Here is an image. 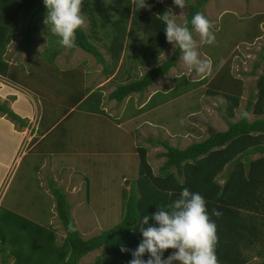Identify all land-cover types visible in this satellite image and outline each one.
<instances>
[{
  "label": "rangeland",
  "instance_id": "374dc122",
  "mask_svg": "<svg viewBox=\"0 0 264 264\" xmlns=\"http://www.w3.org/2000/svg\"><path fill=\"white\" fill-rule=\"evenodd\" d=\"M37 1L39 4L42 2ZM89 1L97 4L95 0ZM111 1L99 2L104 11L100 14V21H95L94 25L82 14L85 17L83 29L89 32L90 28H95L94 34L99 37L95 44L104 58V63H98L81 49L69 50L64 47L53 60L60 67H75L82 63L85 66L86 63L87 67L83 69L86 74L83 76L87 78V86L89 89H101L105 94L102 104L104 115L83 112L84 109L75 107L68 112L70 115H64L57 121L40 143V146L46 147L50 152H40L31 141L33 137L39 138L36 118L40 113L38 101L33 96L32 100L35 101L32 102L31 96L23 95L24 93L22 98L15 86H5L0 81V102L5 101V105L18 116L27 104L33 110L32 116L24 119L28 125L19 127L24 138L13 153L9 169L3 171L2 175L0 173V217L5 211L20 213L54 228L57 241L63 237L64 232L55 215L52 188H59L66 194L70 203V215L81 237L87 238L112 226L120 218V192L127 190L129 182L137 176L136 147L145 148L146 161L153 172H156L164 160L163 156L157 154L165 150L156 141L166 140L171 146L183 148L190 142L203 139L209 132L224 130L226 121H235L247 98L255 95V80L262 72L264 53L263 57L260 53L264 45V0H207L202 14L212 22L216 42L212 45L201 44L195 32L193 36L197 39L201 58H210L213 62L211 74L203 75L186 69L180 60V53L175 65L164 76L155 78L141 93H131L116 104L106 98L116 84L139 78L149 66L159 64L167 58L176 46L166 41L155 62L141 66L138 62L141 55L137 48L135 53L130 47L135 41L132 34L135 33L136 38L141 36L137 23L133 20L131 0H120L121 4L118 5ZM191 1L186 0L187 7L180 9L173 4V0H160L164 12L171 10L173 15L178 16L177 23H182ZM123 9L127 10L126 15L123 14ZM0 11L5 12V7H1ZM117 15L123 19L124 34L117 61L113 64L111 55L105 51L108 43L105 29ZM44 19L45 16L39 18L36 22L37 30L30 31L26 37L24 31L27 29L28 15L19 20V24L11 32L3 56L12 63L18 62L22 68L30 65L35 68L33 62L42 58L45 48L51 49L58 42L57 36L50 37L48 34L51 25H45ZM255 63L257 66H254ZM180 76L195 82V86L149 110L140 111L132 118L124 119L126 123L121 122L124 112L127 115L136 109H142L154 92L166 94L174 89V79ZM0 78L5 79L1 76ZM67 88L71 90L70 86ZM76 88L80 91V87L76 86L74 93ZM233 91L238 92L239 103L233 109V116L227 117L222 103L223 94H232ZM57 98L47 94L44 100L56 103ZM15 105L20 109L19 113ZM125 105L126 108L121 110ZM68 106L56 104L53 110L47 103L44 113L54 116L66 111ZM247 113L248 120L259 117L250 111ZM0 115L7 118L4 114ZM261 116L264 118V112ZM12 123L17 122L11 121ZM13 126L16 128V125ZM58 134L61 137L54 142ZM2 135L0 133V146L5 147L8 142L3 140ZM14 143L12 141L11 145ZM11 149L12 147L7 151L10 152ZM254 156L256 155L251 157ZM68 172L71 175L66 177ZM249 246L252 248L248 250L246 247L243 251L249 257L247 263L259 259L256 255L259 250L264 253V238ZM98 252L93 250L86 253L77 264H90Z\"/></svg>",
  "mask_w": 264,
  "mask_h": 264
},
{
  "label": "trees",
  "instance_id": "16d2710c",
  "mask_svg": "<svg viewBox=\"0 0 264 264\" xmlns=\"http://www.w3.org/2000/svg\"><path fill=\"white\" fill-rule=\"evenodd\" d=\"M95 1L97 4L83 0L81 9V14L86 15L91 25H94L95 21H100V14L104 11V7L99 6L101 0ZM112 1L118 5L115 0ZM206 2L207 0H192L188 3L183 21L189 22L190 29L192 17L197 12L202 13ZM146 3L151 5L150 9H140L133 13V20L137 23L141 36L136 38L133 33L132 39L135 41L130 44L135 53L137 48L141 55L138 61L141 66L155 62L166 44L164 31L166 25L161 19L164 7L160 0H146ZM1 7H5L6 11H0V76L24 88L33 89L43 105L37 122L40 123V118L47 122L48 115L44 113V108L48 103L52 109L55 103L44 100V97L51 94L67 103L70 95L67 87H78L80 79L76 74L82 65L72 68L57 66L55 61L53 62L54 57L63 49L58 42L51 49L45 48L41 54L42 58H37L33 62L35 68L30 65L24 70L21 65L13 64L6 59L3 56L4 49L19 20L28 15L27 29L24 31L26 37L30 31L37 30L36 22L46 16V9L43 0L40 4L37 0H0ZM122 12L127 14V10L123 9ZM122 20L121 16L117 15L105 29L108 38L105 51L111 55L113 64L121 50V39L124 34ZM50 32L48 34L53 37L54 34ZM94 33V27L90 28L89 32L78 29L74 48L83 50L103 64L104 58L95 44L99 37ZM57 38L59 40V37ZM263 53L264 45L261 48V57ZM179 55V49L175 47L167 58L159 64L149 66L139 78L116 84L106 98L118 104L131 93H141L155 78L164 76L169 68L175 65ZM254 66H257V63ZM174 80V89L166 94L154 92L142 109L127 115L124 112L121 114L122 119L177 97L196 84L186 80L184 76L176 77ZM255 87V95L247 98L235 121H226L224 130L209 132L203 139L190 142L183 148L171 146L166 140L156 141L165 149L157 154L163 156L164 160L156 172H153L146 161L145 148L137 146V176L129 182L127 190L120 192V218L115 224L96 234L87 238L81 237L70 215L67 196L56 187L51 189L54 210L64 232L59 241L56 240L54 228L20 213L5 211L0 217V264H77L83 255L93 250L99 252L90 264H128L132 259L131 251H134L142 240L138 231L139 220L144 215L151 217V214L158 210L157 207L174 202L184 188L199 193L206 201L209 217L217 226L219 239L216 255L219 264H264L262 250L256 252L259 259L249 263L248 255L243 253L246 247L249 250L252 248L249 245H254L264 238V118L261 116L264 112V63L261 74L255 80ZM81 88L80 86V91L75 93L71 90L74 94L77 93L71 97L72 101L79 96L82 97ZM207 92L215 93L212 90ZM159 94L161 97L157 98ZM223 96L224 100L229 101L227 107L223 103L224 112L227 117H232L233 109L239 103L238 92L225 93ZM99 102L100 93H90L83 102H80V108L97 112ZM245 111L259 117L252 120L242 119L240 114ZM0 113L11 121H16L20 126L28 125L23 118L5 105V101L0 102ZM252 155L256 156L251 157ZM213 209L219 211L221 215L212 216ZM69 225L76 230L69 231ZM154 225L155 221L150 218L148 226ZM121 245L131 251L121 253ZM173 251L166 250L162 258H167ZM143 259H148L147 253Z\"/></svg>",
  "mask_w": 264,
  "mask_h": 264
},
{
  "label": "clouds",
  "instance_id": "9594fccd",
  "mask_svg": "<svg viewBox=\"0 0 264 264\" xmlns=\"http://www.w3.org/2000/svg\"><path fill=\"white\" fill-rule=\"evenodd\" d=\"M43 4L46 9L43 23L51 25V32L59 37V45L68 49L76 47V32L85 27V17L81 14L83 0H43ZM173 4L180 9L187 7L186 0H173ZM131 5L132 13L151 8L146 0H131ZM177 17L171 10L161 14L166 25V41L179 49L180 60L186 69L198 74H211L213 62L210 58H201L193 32L198 35L201 44H214L216 36L212 22L197 12L191 19L190 29L187 20L177 23ZM222 103L227 107L229 101L223 100ZM248 115L245 111L240 117L245 119ZM157 209L151 217L144 215L139 220L138 231L142 240L136 249L131 251L120 246L121 253L131 251L132 259L128 264H219L216 255L217 226L210 219L206 201L199 193L184 188L178 199ZM220 215L219 211L212 210V216ZM150 218L155 221L154 226H148ZM75 230L69 225V231ZM169 249L174 251L167 258H162ZM146 253L148 259L145 260Z\"/></svg>",
  "mask_w": 264,
  "mask_h": 264
},
{
  "label": "crops",
  "instance_id": "0c3cea01",
  "mask_svg": "<svg viewBox=\"0 0 264 264\" xmlns=\"http://www.w3.org/2000/svg\"><path fill=\"white\" fill-rule=\"evenodd\" d=\"M118 4L121 2L120 0H115ZM8 43V42H7ZM7 45V44H6ZM6 47V46H5ZM75 49H78L79 50V48H75ZM107 54V53H106ZM94 59V58H93ZM95 60V59H94ZM96 61V60H95ZM99 63V62H98ZM13 64H15V63H13ZM16 64H19L18 62L16 63ZM64 66H66V65H64ZM86 63H85V66H83V64H82V66L79 68V69H77V70H79V71H81V72H79L78 71V73L76 74V76H77V78H79L80 80V83H79V87L81 86L82 88V93H81V95H82V97L81 96H79L78 97V99H75V100H73L72 101V96H74L75 94L71 91V90H74V88H71V90H68L69 91V94L70 95H68V97H69V99L67 100V103H65V102H63L61 99H59V98H57L56 100H55V105L56 104H68L69 106H68V108H67V110L66 111H64V112H61L60 114H55L54 116H52L51 114H47L48 115V117L46 118V121L47 122H43V120H42V118H40V123L39 122H37L38 123V129H37V135L39 136V138H37V139H35L36 137H33V139L31 140V141H33V146H36L37 148V150L39 149L40 150V152H42V151H46V150H48L46 147H43V146H40V143L43 141V140H45V136H47L48 135V132H50L51 130H52V128L54 127V125L57 123V121H59L64 115L65 116H68V115H70L71 113H68V112H71L70 110H73L75 107H81V103L80 102H83V100H85L86 99V97L90 94V93H94V92H97V93H100V102H99V111L98 112H96V111H85V110H82L83 112H87V113H97L98 115L99 114H103L104 115V113H103V106H102V104H103V101H104V96H105V94L104 93H102L101 92V89H89V87L87 86V78H84V76H83V74H86V71H84L83 72V69L85 70L86 69ZM27 68V67H26ZM26 68H23L24 70L26 69ZM72 68V67H71ZM102 72H103V67H102ZM0 81H2L3 83H4V85L6 86H8V85H11V86H15V88H17L20 92H18V94H20L21 95V97L23 96V95H25V94H27L28 96L30 95L31 96V98H30V100H32L33 99V96H34V98H36V100L38 101V106H39V111L42 109L43 110V105L41 104V99L39 98V95L35 92V91H33V89H28V88H24V87H22V86H20V85H18V84H12L9 80H7L6 78L5 79H3V78H0ZM2 83V84H3ZM83 88H85L84 90H83ZM76 92H78V90L76 89ZM22 93H24L23 95H22ZM73 93V94H72ZM108 94V93H107ZM80 97H81V99H80ZM23 98V97H22ZM24 98H26L25 96H24ZM29 101V100H28ZM33 101H35V100H32V102ZM114 101V100H113ZM59 102V103H58ZM115 102V101H114ZM18 107V106H17ZM15 108H16V105H15ZM124 108H126V105L125 106H122L121 107V110H123ZM17 109V108H16ZM33 109H34V107H33ZM52 109H54V106H52ZM82 109V108H81ZM80 109V110H81ZM18 110V112L17 113H19V110L20 109H17ZM137 110V109H136ZM101 111V112H100ZM16 112V111H15ZM121 113H122V111H120ZM32 113H33V110H31V106H29L28 104L27 105H25V107H24V109L22 108L21 109V112L19 113V117L20 118H23V119H25V118H29V116L31 117L32 116ZM40 113H38V117H40ZM42 115H43V112H42ZM135 115H133V116H129V117H125L124 119H129V118H132V117H134ZM2 117H4V116H2V115H0V133H3V135H2V137H3V140H5V142L7 143L6 145H5V147L3 146V147H1L0 146V173H1V175H2V173H3V171H5L6 172V170H8L9 169V163H11L12 161V158H13V153L15 152V150H17V148L19 147V143H20V141L24 138V135H23V138H22V132L21 131H19V127H20V125L19 124H15V123H12L13 125H16V128L11 124V121L10 120H8L7 118H2ZM38 117H36V118H38ZM42 117V116H41ZM65 118V117H64ZM107 119V118H106ZM118 119V118H117ZM124 119L123 120H121V122H123V123H126L125 121H124ZM26 120V119H25ZM36 120V119H35ZM38 121V120H37ZM42 121V122H41ZM107 121V120H106ZM109 122V121H108ZM117 125H119V124H117ZM25 127V126H24ZM39 127H41V130H39ZM61 137V135L60 134H58L55 138H54V142H56V140H58L59 138ZM15 142L13 145H11V142ZM1 142V141H0ZM52 141H50V143H51ZM0 145H1V143H0ZM14 146V147H13ZM10 147H12V151H7V150H10ZM5 148V149H4ZM60 151H63V149H61ZM7 152H9V155H7ZM50 152V150H48V153ZM40 167V166H39ZM36 169V168H35ZM5 172H4V174H5ZM3 174V175H4ZM67 175H66V177H68V176H70L71 174H70V172H68V173H66ZM0 175V176H1ZM2 177V176H1ZM1 177H0V183H1Z\"/></svg>",
  "mask_w": 264,
  "mask_h": 264
}]
</instances>
